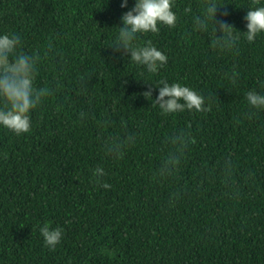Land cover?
<instances>
[{
    "label": "trees",
    "instance_id": "obj_1",
    "mask_svg": "<svg viewBox=\"0 0 264 264\" xmlns=\"http://www.w3.org/2000/svg\"><path fill=\"white\" fill-rule=\"evenodd\" d=\"M120 2L0 0V33L20 36L16 55L37 60L47 88L29 133L0 127V264H264V109L246 100L264 94V34L229 45L218 26L195 30L201 0H176L177 26L134 43L168 57L150 76L113 43L134 6ZM218 3L246 30L254 0ZM161 79L211 110L163 115ZM49 222L64 228L54 251L38 227Z\"/></svg>",
    "mask_w": 264,
    "mask_h": 264
},
{
    "label": "clouds",
    "instance_id": "obj_2",
    "mask_svg": "<svg viewBox=\"0 0 264 264\" xmlns=\"http://www.w3.org/2000/svg\"><path fill=\"white\" fill-rule=\"evenodd\" d=\"M129 0H121L120 7L128 8ZM222 7L218 0H201L199 15H195L193 23L195 30L224 34V42L231 45L239 42L241 37L249 44H253L257 37L264 34V0H254L249 7L245 19V29L242 32L234 25L218 19L217 10ZM176 0H134V6L121 16L122 26H117L113 35V43L117 48H124L131 52V60L137 66L146 69L147 74L155 76L168 62L167 55L159 50L151 40L134 46L140 34L159 33L160 26L169 28L177 26L178 15ZM185 15L192 16L191 7L185 8ZM227 15V13H225ZM19 35L0 33V127L9 130L16 136L27 134L32 129V112L38 107L42 98L47 96V88L37 89L35 80L37 75V60L27 54L16 55L20 46ZM219 38L213 40V46L219 43ZM147 82V81H146ZM159 95L153 101L158 105L163 115H177L189 112H207L211 106H205V97L195 89L179 82L169 84L161 79L157 83ZM143 95L152 99V90ZM246 100L254 109H264V94L256 90L248 91ZM96 182L105 189L111 187L104 182L106 171L101 166L91 169ZM40 235L44 245L55 250L62 242L64 228L52 227L51 223L39 225Z\"/></svg>",
    "mask_w": 264,
    "mask_h": 264
}]
</instances>
